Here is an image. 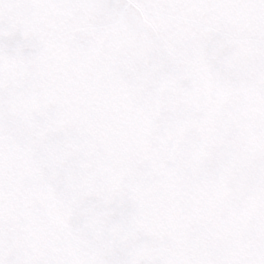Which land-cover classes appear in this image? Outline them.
Listing matches in <instances>:
<instances>
[{
    "label": "snow or ice",
    "instance_id": "6c2138e0",
    "mask_svg": "<svg viewBox=\"0 0 264 264\" xmlns=\"http://www.w3.org/2000/svg\"><path fill=\"white\" fill-rule=\"evenodd\" d=\"M0 264H264V0H0Z\"/></svg>",
    "mask_w": 264,
    "mask_h": 264
}]
</instances>
